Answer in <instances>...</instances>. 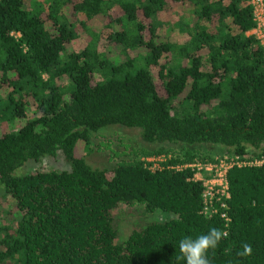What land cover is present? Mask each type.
<instances>
[{
	"label": "trees",
	"instance_id": "trees-1",
	"mask_svg": "<svg viewBox=\"0 0 264 264\" xmlns=\"http://www.w3.org/2000/svg\"><path fill=\"white\" fill-rule=\"evenodd\" d=\"M253 25L246 0H0V264H185L179 241L212 227L229 236L211 264H264V164L227 170V226L202 213L191 169H176L212 161L202 145L264 153ZM106 125L156 146L114 141L112 165L92 168L75 146L99 150L91 135ZM57 154L67 168L15 173ZM150 156L163 157L153 169ZM156 208L164 223L150 220ZM133 211L145 218L119 239ZM244 243L251 256L237 255Z\"/></svg>",
	"mask_w": 264,
	"mask_h": 264
},
{
	"label": "rangeland",
	"instance_id": "rangeland-1",
	"mask_svg": "<svg viewBox=\"0 0 264 264\" xmlns=\"http://www.w3.org/2000/svg\"><path fill=\"white\" fill-rule=\"evenodd\" d=\"M172 7L176 10L179 9V6H175L173 3H172ZM112 14L113 16H116V15H120L121 13L118 9H114ZM104 22H105L104 17H97L96 19L93 20L92 25L95 27H100ZM160 32L171 34L173 35V37L180 39V40L183 38V35H180L176 31L171 30L169 25L162 28ZM83 41L84 40H82L81 38L74 40L73 43H71L68 46V50L70 49H73L76 51L80 50L84 45ZM106 48H109L108 50L110 52H113L116 47L114 48L112 46H107ZM95 76H96V79H100L99 75H95ZM97 133L99 134L92 133L91 138H92V143L94 145L99 143L97 146L99 150L94 149L93 146L91 145L92 149L89 152L85 153L86 152L85 149L80 148L81 146L80 143H77L75 146L77 153L82 154L85 162L92 168H98V169L108 168L112 165L111 160L109 159L111 155L110 150L123 149L122 146L121 147L117 146V144L114 141H120L121 143H123V145H128L129 148L135 151L141 148V146H143L144 148H151V147L154 148L156 146L154 144H148V143L143 142L140 138L139 130L137 128H126V127L117 126V125H106L100 128L97 131ZM167 146H170L172 148L177 147V145H167ZM200 147H201V150H206L210 154H212L213 158L217 156H222V155L229 156L227 153H223L224 150L221 149L220 151L216 149L214 146L202 145ZM252 152L260 153L262 151L257 149V150H252ZM37 167L59 170L62 168H67L68 164L62 160L60 154H57V156L53 159L44 158V159H41L40 162L38 163L28 162L25 165H23L20 169H18L15 173L16 174L25 173L27 171L34 170ZM2 203L4 204V202ZM144 218H145L144 215L140 214V211H136V212L133 211L132 213L121 214L119 217V220H121V224L119 225L121 226L122 230L119 229L118 238L122 239L125 237L126 233H124V231L127 230L126 229L128 228L127 226L137 225L142 220H144ZM119 225H118V228H119Z\"/></svg>",
	"mask_w": 264,
	"mask_h": 264
},
{
	"label": "built area",
	"instance_id": "built-area-1",
	"mask_svg": "<svg viewBox=\"0 0 264 264\" xmlns=\"http://www.w3.org/2000/svg\"><path fill=\"white\" fill-rule=\"evenodd\" d=\"M251 6V15L254 25L246 31V35L254 37L264 49V0H246ZM253 158L247 155H222L214 157L210 162L185 163L176 166V169L190 168L193 172L192 180L200 182L202 186L201 200L202 213L206 216L218 214L227 226L229 218L226 215V200L229 198L227 185V170L232 166H258L264 164V153H254ZM162 156L144 158L149 162V167H157V161Z\"/></svg>",
	"mask_w": 264,
	"mask_h": 264
},
{
	"label": "clouds",
	"instance_id": "clouds-1",
	"mask_svg": "<svg viewBox=\"0 0 264 264\" xmlns=\"http://www.w3.org/2000/svg\"><path fill=\"white\" fill-rule=\"evenodd\" d=\"M165 213L156 208L150 214V220L157 223L165 222ZM229 232L216 227L210 228L207 233L201 234L195 238L185 236L179 241V253L177 260H183L185 264H211L208 253L215 251L222 239H226ZM242 251H238L237 255L248 257L252 255L251 244H242Z\"/></svg>",
	"mask_w": 264,
	"mask_h": 264
}]
</instances>
